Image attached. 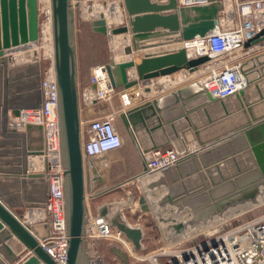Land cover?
Returning <instances> with one entry per match:
<instances>
[{
    "label": "water",
    "instance_id": "1",
    "mask_svg": "<svg viewBox=\"0 0 264 264\" xmlns=\"http://www.w3.org/2000/svg\"><path fill=\"white\" fill-rule=\"evenodd\" d=\"M81 0H50L51 5V39H52V67L58 90V119L60 127L61 158L65 168L64 172V203L66 216V230L68 236L67 259L65 264H89L84 240L85 195L94 194L104 181L98 172L93 159L83 158L81 151L80 128V100L77 88V62L75 48V17L74 8ZM219 0H206L208 6H195L191 8H178L177 0H168L166 4H156L151 0H122L121 6L127 13L124 24L118 27L107 25L103 14L90 21L91 30L102 35L119 36L132 34V47H124L119 59L115 62V71L118 81L110 65H106L109 81L114 89H128L139 81L147 82L154 78L171 76L179 72L195 73L198 68L211 61L207 57L187 60L185 52L179 50L156 58L144 57L140 63L130 58L135 42H141L157 30L168 34H177L182 41H188L196 36H204L217 24ZM192 13V16L190 14ZM39 39V13L36 0H0V264H14L18 255L11 249V239H16L23 247V254L29 256L20 264H56L43 250L40 242L50 236L48 222H26L18 216L13 208L26 210L45 207L47 200V163L43 161V171L30 172L28 158L41 156L44 151L43 127L40 124L25 123L22 130L11 126L8 112L17 117L21 110L39 109L42 105L40 92L41 63L34 59L20 64H14L13 55L36 44ZM264 42V28L243 44L244 48L262 45ZM136 74V79H129V73ZM92 90L95 89L93 84ZM146 91V90H145ZM195 92L202 96L194 104L198 114L206 118L205 126L198 128L190 123L180 133L185 145L193 143L196 149L188 152L179 149L174 143L171 148L181 156L180 162L186 159L198 160L206 149L215 147L226 141H239L241 147L228 156L213 162L210 168L215 169L221 182L226 178L222 175L220 167L232 162L236 174L242 173L237 162L241 155H247L252 166L256 167V175L236 187L212 196L214 201L209 210L218 213L227 201L253 200L258 183L264 179V115L256 116V104H250L240 91L235 95L239 101V111L236 113L244 117L237 127L231 129L222 138L205 143L198 139L199 129L211 128L217 121L209 117L207 110L199 111L200 102H208L219 106L225 117L232 118L225 108V102L211 99L204 93L197 83ZM262 100V99H261ZM193 107V108H194ZM246 108V109H244ZM195 111V112H196ZM233 116V115H232ZM125 130L130 128L128 112L120 117ZM225 119V120H226ZM219 121V120H218ZM220 123V122H217ZM208 126V127H207ZM207 127V128H206ZM196 131L193 134L192 131ZM200 131V130H199ZM216 145V146H215ZM211 152L213 149L210 150ZM207 153V151H206ZM205 154V152H204ZM143 163V162H142ZM12 166L3 168L4 166ZM143 170L145 166L143 163ZM139 178V177H138ZM211 186H219L209 175ZM12 184L15 191L4 192L2 184ZM166 183L163 179L158 184ZM124 183H122L123 185ZM156 186V185H155ZM151 188L154 186H150ZM187 194V189L183 188ZM15 193V194H13ZM188 195V194H187ZM138 204L143 211H147L145 199L140 197ZM99 216L109 218L112 228L120 232L131 244L134 251L142 250L143 231L138 226L126 222L119 210L109 215L107 206L98 212ZM125 262V257L122 256Z\"/></svg>",
    "mask_w": 264,
    "mask_h": 264
},
{
    "label": "built area",
    "instance_id": "2",
    "mask_svg": "<svg viewBox=\"0 0 264 264\" xmlns=\"http://www.w3.org/2000/svg\"><path fill=\"white\" fill-rule=\"evenodd\" d=\"M36 1L39 19L45 21L49 17L51 22L50 0H45V7L41 0ZM151 1L156 4L168 2V0ZM177 4L178 8L187 9L209 5L206 0H177ZM217 4L219 11L214 28L202 37L196 36L188 41L181 40V48L176 52L183 50L187 60L209 58L211 61L198 68L203 77L197 83L211 99L226 101L234 98L245 88L247 80H250L253 75L251 72L255 71L259 65L249 61L250 59L241 61L242 56H239L238 52L244 49L243 44L246 41L264 28V0L258 2L219 0ZM157 31L141 42L136 41L132 53H136L140 48L146 51L150 46L162 41L155 42V39L161 38L162 35H169L166 31L162 30L163 34ZM263 50L264 42L262 45L247 48L245 54L257 51L259 53ZM162 53L164 54V51L144 54L145 57L156 58ZM47 57L48 66L41 74V108L21 110L17 117H12L11 126L17 130H22L25 123L40 124L43 127L45 147L40 156L42 163L37 171H43V161L46 160L48 189L45 207L36 209L39 216L35 222L49 223L50 236L40 244L56 264H65L68 248L64 203L65 168L60 147L58 90L52 67V56ZM114 62L116 59L112 58L111 62L95 67L91 76V83L94 84L95 89L84 88L79 94L81 151L84 159L94 160L108 152L118 150L123 145V139L115 124L116 119L120 114L129 112L144 100L143 89L146 82L139 81L128 89L121 88L118 91L111 86L106 65ZM114 99L117 100V104L113 103ZM95 104L110 105V111L100 117L81 119L84 111ZM140 159L144 163L145 170H142L138 177L144 179L174 168L180 162L181 156L177 155L172 148L164 150L157 148L141 152ZM86 199L85 195V201ZM113 239L130 246V243L123 239V235L112 228L108 217L93 215L89 209L85 208L84 240L89 264H95L97 260L103 264L97 242ZM145 259L149 264H264V214L238 225L221 227L204 240L185 248H164L159 252L148 254Z\"/></svg>",
    "mask_w": 264,
    "mask_h": 264
},
{
    "label": "rangeland",
    "instance_id": "3",
    "mask_svg": "<svg viewBox=\"0 0 264 264\" xmlns=\"http://www.w3.org/2000/svg\"><path fill=\"white\" fill-rule=\"evenodd\" d=\"M75 1L76 0H72V2ZM121 4H122V0H81L78 4V7L74 8V17H75L74 43L76 48L77 71L81 76H83V78L87 75H90L89 78L90 80H92L91 76L93 69L95 67L99 65H103L107 62H111L112 58H115L117 52L116 50L121 49V47L123 46V45L120 46V43H122L121 42L122 38L128 40V44H129L128 46L132 47L131 33L123 34L121 38L118 37L120 41L117 42L116 47L118 48H116L113 42L111 41L110 35L108 36V35L95 33L91 30V27L89 25L90 21L95 18H98L99 14H103L104 18L106 19L104 12L107 10V8L109 7L111 8V6H116V9L120 13V19L119 21L111 25L112 27L121 26L122 24L125 23L127 18V13L124 10V8L121 6ZM43 22L44 21H42V19H39L40 27L43 24ZM40 27H39L40 33H39V39L37 45L35 49L34 48L32 49L31 51L32 55L29 58L34 59L33 54L36 53L37 58L39 57L41 61V67L45 69L48 66L49 60L47 57L48 56L47 53H45L44 49L41 48L42 40H41ZM124 47L127 46L125 45ZM244 49L245 50L238 52V55L242 56L240 60L243 62H245L247 59H250L249 61H254V63L257 65L260 62V60L264 57V50L259 53L257 51V52H248L247 54H245L247 48ZM25 50L27 51L29 50V48H26ZM176 50L177 49H175L171 43H168V41H164V42L160 41L154 44L153 46L147 48L146 51L141 48L138 49L136 51L138 55L137 62L140 63V61L145 57L144 54L145 52L166 51L165 54H168V53H174L176 52ZM253 71L251 72L253 75L250 78L249 89L245 91L244 97L250 104L257 103L256 109H259L261 107H264V62L262 64L257 65V68H255L254 72ZM116 75L118 76L117 73ZM202 77H203L202 73L196 75V79L194 82H196L197 84L198 80H200ZM191 84L192 83H190V81H182L180 85L176 86L173 89H177V88L179 89V87L180 88L183 87L184 89H182V92L193 91L196 89V88L194 89L195 84H193V87ZM113 103L117 104V100L114 99ZM194 104H196V102ZM194 104L191 106V111H196ZM225 108L232 118L230 119L223 118L222 121L221 117H225L224 112L219 106H216L213 109V112L214 115L216 116V118L214 119H216L217 121L211 127V131H210L211 136L209 135L210 141L208 140L207 143L214 141L215 138H222L227 133H229L231 129L237 127V125L240 122H244V117L241 114H238L236 116V113H238V111L240 110L239 101L236 98H231L230 100H227L225 102ZM198 109H203V108L200 105ZM123 128L121 127L120 129L124 132ZM230 145L232 146V149H235L234 152L241 147L239 141L230 142ZM221 148L225 149V144H222ZM121 157L122 154L118 152H112L111 154H109L110 161H119L121 160ZM129 157L132 158L131 160L134 159L133 154L129 155ZM237 162L240 167V170L242 171V173L238 175V182H237V177L233 176L234 174H236V170L232 162L230 161L224 163L220 167V171L222 175L224 176V178H226V180L223 183L221 182L219 175L217 174L215 169H211L212 174H214L213 175L214 181L220 183V185L213 187L211 186L209 178L206 180H202L198 178V176H196L197 190L193 191L194 194L193 193L188 194L187 197L189 198L184 197L183 198L184 201L181 200L182 199L181 196L183 195L184 191L179 181H177L175 185H171V184L166 185L164 183L161 185L158 184L157 182L151 183V181H148V178L147 179L145 178L144 181L146 182H143L142 179L140 180V178L136 176L134 178H129V180L123 182L124 184L120 185V187L114 190L112 194L114 193L120 194L124 198L123 204L125 206H123L122 212H120V214L124 218V220L128 222L130 225L138 226L142 229L144 233V239L142 241L143 247L141 251L136 252L132 248L131 244L130 246L129 244L126 246L121 241L114 239L106 241L102 243V245L100 246L101 258L103 264H125L122 259V256L125 257L126 264H149L148 260L145 258L150 253L159 252L164 248H170V249L185 248L187 246L194 244L195 242L204 240L207 236L212 235L217 229L221 227L228 228L233 225H238L241 224L242 222H245L247 220H250L252 218L264 214V189H263L262 190L263 192H261V194H259L258 196L260 197V199L263 197V199L261 202L256 203L254 207L234 217H231L230 219L228 218L223 221H215L216 219L211 220V218L214 216V215H210L212 214V212L208 208L209 205L212 204L211 197L212 196L215 197L220 192H223L224 190H228L231 187H236L237 185L236 183L242 184V182L250 178H253L256 175L257 168H253L247 155H241L240 157H238ZM94 164L96 166L97 163L94 161ZM137 166L138 164H135L134 161H132V163L130 162L129 164H125L123 168L112 170L115 173L114 176L116 178V181H121L122 179H126V177H129L132 173H134ZM183 183L185 185H188L186 183L189 182L184 181ZM150 186H154V187L151 188ZM202 187L205 190L204 192L199 191V189H201ZM195 194L196 196H194ZM140 197H143L145 199V204L148 208L147 211H143L140 205L138 204V199ZM201 201L203 202L205 201V202L203 203ZM175 202L178 203L181 202L180 204L182 207L176 205L177 203ZM188 204H190L191 206ZM191 210H193V214L192 217H190L189 219L190 213H192ZM193 218L195 219L194 221H197V223L200 224L196 226V229L193 230L192 234L190 233V236H188L187 238L183 237L182 239L181 237H179L180 234L182 235L184 230L189 228L191 229V227H193L192 225V223L194 222L192 221ZM175 219H177L178 222H176ZM207 219L208 222L202 224V222L206 221ZM174 223H177V226L175 228L172 227ZM208 224L211 225L210 228H207ZM177 236L179 238H177ZM123 239H125L124 236ZM95 264H100V261L97 260Z\"/></svg>",
    "mask_w": 264,
    "mask_h": 264
},
{
    "label": "crops",
    "instance_id": "4",
    "mask_svg": "<svg viewBox=\"0 0 264 264\" xmlns=\"http://www.w3.org/2000/svg\"><path fill=\"white\" fill-rule=\"evenodd\" d=\"M251 1L258 2L260 0H251ZM157 32H161V34H163L162 30H159ZM120 36L122 35H119V37ZM167 38L168 35L167 36L162 35L160 39L159 38L155 39V41L156 40L166 41ZM124 39L125 38H122L121 41H123ZM123 43H121L120 46L123 45ZM174 45L175 44H172V46ZM123 48L124 46H122L121 49H119L118 51H121ZM29 50L27 51L22 50L15 53V55H13L14 56L13 61L15 62L14 64H20L22 62L24 63L26 61L32 60L29 58L32 55L31 54L32 50L30 51ZM153 52L156 53V51ZM165 52L166 51H164V54ZM136 55L137 53L133 52L130 55V57L131 59L135 60V62L137 63L138 55L137 57ZM37 60L40 61L39 57L37 58ZM41 69L42 71L44 70L43 67H41ZM200 73H201L200 70H198L196 74H192V75H189L185 72H179L171 76L158 77L147 81L146 86L143 89L144 100L138 106H136L135 108H133L128 112L130 117L129 119L130 128L128 129V131L125 130V128H123L124 126H122L123 125L122 120L120 119L122 114L119 115V117L115 121V124L118 128L119 134L123 139V145L118 150L113 152L121 153L122 157L121 160L119 161H110L109 154H111L112 152H108L103 156L94 159V161L97 163L96 168L100 173L104 181V184L97 191H95L94 194L86 193L87 199L85 201V208L89 209L93 215L98 214V212L102 210L103 206H107L109 215L115 214L118 210L119 212H122V208L123 206H125L123 204L124 198L120 194H115V193L112 194V193L114 190L120 187V185H122L123 182L129 180V178H134L136 176H139V174L142 172L143 163L140 159L141 152H145L157 148L162 150L171 148L170 144L172 143H174L181 150L186 148L188 152H191L192 148L193 150L196 149V146L193 143L189 145H185L182 142L180 133L186 129L189 123L191 125H196L198 128L205 126L206 123L205 116L204 115L200 116L198 114V111L196 112L191 111V106L195 102L200 101V98L202 96L200 93L195 92L196 83L194 82L196 79V75H199ZM129 75H130L129 79L133 80L134 79L133 76L135 77V73L130 72ZM89 77L90 75H87L83 78V76H81L77 71V88L79 94L84 88H92L93 84L91 83ZM182 81H190V83H192L191 84L192 87L193 84H195L194 87L195 90L193 91L188 90L189 92H182V89H184L183 87L181 88L179 87V89L178 88L173 89L176 86L180 85ZM119 89L121 88H118L117 91ZM200 105L202 106L203 109L207 110L209 117L215 120L214 118H216V116L214 115L213 109L216 106L208 102H204V103L200 102ZM200 110L202 109H199V111ZM257 110L258 111H256L255 113L256 116L259 117L264 115V107H261ZM108 111H110L108 105L95 104L91 108H87L86 111H84V114H82L81 119L88 120L93 117H100L101 115L105 114ZM8 116L9 119H12V115L10 114V112H8ZM121 127L124 129V132L120 129ZM199 130L197 131L198 139L207 143L209 137L211 136V132H210L211 128H207L206 130L205 129H199ZM192 132L193 134L196 133V131L194 130ZM0 140L3 139L0 138ZM225 143L226 141L217 145L220 146L217 150H214L215 147L206 149L204 151L205 154L203 152L202 157L199 158L197 161L194 159H186L183 162H179L174 168L152 175L151 177H153V179H151V183H155L157 181L159 182L160 180L163 179L164 181H166V183L164 184L175 185L176 182L179 181L182 186V189L185 186V188L189 193H193V191L196 190V176H198V178L202 180L208 179L209 175L213 177L214 174H212V170H211L212 168H210V165L213 162L220 160L222 157L234 153L235 149H232V146H230L229 148L225 147V149L221 148L222 144ZM211 149H213L212 152L210 151ZM132 154L135 160L134 159L131 160L132 158L129 157V155ZM28 160L30 162V164L28 165V169L30 170V172L37 171L38 169L36 170L31 168V162L34 161L35 159L32 160L28 158ZM132 161H134L135 164H138L134 173H132L129 177H126V179H122L121 181H116V178L114 176L115 173L112 170L123 168L125 164H129L130 162L132 163ZM10 167L12 166L5 165L3 168H10ZM184 181L189 182L186 183L188 185H185L183 183ZM2 189L4 192H11L13 190L15 191L14 186L12 184H7V183L2 184ZM13 211L18 216H22L23 220L25 221L27 220L26 221L27 223L35 222L39 216V212L36 209L26 210L25 208L23 209L13 208ZM143 239H144V233H143ZM104 242L106 241L97 242V247L100 254H101L100 246ZM9 245L11 249L14 251V253L19 256L18 260L14 264H20L29 256L28 254L21 255L23 252V247L17 242L16 239L14 238L11 239Z\"/></svg>",
    "mask_w": 264,
    "mask_h": 264
},
{
    "label": "bare ground",
    "instance_id": "5",
    "mask_svg": "<svg viewBox=\"0 0 264 264\" xmlns=\"http://www.w3.org/2000/svg\"><path fill=\"white\" fill-rule=\"evenodd\" d=\"M42 1V5L45 7L46 6V2H45V0H41ZM115 5V4H114ZM110 8V7H109ZM109 8H107V10L104 12V14H105V17H106V21H107V23H108V25H111V24H114L115 22H117V21H119V19H120V13H119V11L116 9V6H111V8L109 9ZM103 11V10H102ZM190 14V13H189ZM190 16H192V13L190 14ZM40 29H41V40H42V45H41V48L42 49H44V51H45V53H47V55H49V56H52V41H51V22H50V18L49 17H47V19L43 22V24L41 25V27H40ZM110 35V34H109ZM118 37L119 36H113V35H110V38H111V41L113 42V44L115 45V47H116V44H117V42L118 41H120L119 39H118ZM120 37H122V36H120ZM119 37V38H120ZM160 39V38H159ZM125 40V39H124ZM123 40V41H124ZM123 41H121L122 43H123ZM166 41H168V43H171V44H175L174 46V48L175 49H180L181 48V43H182V41H181V39L179 38V35H177V34H170V35H168V38H167V40ZM111 42V43H112ZM119 44V43H118ZM121 44V43H120ZM36 45H37V43L36 44H33L32 45V47H30V50H32L33 48L35 49V47H36ZM128 46L129 44H128V40H125L124 41V43H123V46ZM118 46V45H117ZM116 48H118V47H116ZM117 52H116V55H115V59H116V61L119 59V57H120V55H121V52L119 51L118 52V50H116ZM131 58V57H130ZM264 62V57L260 60V62L258 63V64H262ZM115 62L114 63H112L111 65H110V67H111V69H112V72H113V75H114V79L116 80V82H117V80L119 79L118 78V76L116 75V69H115ZM116 76H117V79H116ZM130 76V75H129ZM133 76V75H132ZM133 78H135L134 76H133ZM250 80H247V82H246V86H245V88L244 89H242L241 91L245 94V91L247 90V89H249V85H250ZM245 96V95H244ZM230 100V99H229ZM256 111H258L257 109L255 110V113H256ZM133 127V126H132ZM134 128V127H133ZM133 133H134V131H133ZM193 150V148L191 149V151ZM32 160H34V161H32L31 162V168L32 169H39L40 168V166H41V163H42V161H41V157L40 156H37V157H34V158H31ZM31 161V160H30ZM253 168H256V167H254L253 166ZM253 168H251V169H253ZM145 178H147V177H145ZM144 178V179H145ZM144 179H143V182H146V181H144ZM151 179H153V177H149L148 178V180H150L151 181ZM140 180H141V178H140ZM154 181V180H153ZM152 181V182H153ZM158 182V181H157ZM149 186V185H148ZM197 186V185H196ZM201 186V185H200ZM204 187H205V185H204ZM227 187H229V186H227ZM264 187V179H263V181L262 182H260V183H258V186L256 187V191H255V195H254V199L253 200H236V199H232L231 201H227L225 204H224V207L222 208V210L220 211V212H218V213H212V214H210V215H214L212 218H211V220L212 219H216L215 221H223V220H226V219H230L231 217H234V216H236V215H238V214H240V213H242V212H244V211H246V210H248V209H250V208H252V207H254L255 205H256V203H258V202H261L262 201V199H263V197L260 199V197H258L259 196V194H261V192H263L262 190L264 189L263 188ZM202 189V190H201ZM201 189H199V191H201V192H204L205 190H204V188L202 187ZM225 189V188H224ZM196 190H197V188H196ZM187 192V194H190L188 191H186ZM200 192V193H201ZM206 192H207V190H206ZM217 192H218V190H217ZM187 194L186 193H184L183 192V195L181 196L182 197V201H184L183 200V198L184 197H187ZM194 194V193H193ZM194 196H196V194L194 195ZM187 198H189V197H187ZM191 198V197H190ZM196 198V197H195ZM193 200V199H192ZM195 200H197V199H195ZM201 202H203V201H201ZM205 202V201H204ZM203 202V203H204ZM175 203H177L176 205H179V207L181 206V202L180 203H178V202H175ZM195 203V202H194ZM211 205H209V206H212L213 204H214V201L213 200H211ZM191 204H193V203H191ZM200 204V203H199ZM186 205V204H185ZM188 205H190V204H188ZM197 205V204H196ZM191 206V205H190ZM193 206V205H192ZM182 207V206H181ZM184 208V207H183ZM114 209V208H113ZM193 209V208H192ZM194 210V209H193ZM193 210H191V212L192 213H190V216H189V219H190V217H192V214H193ZM116 211V210H115ZM178 211V210H177ZM196 213V212H195ZM198 216V215H197ZM176 220V222H178V220L177 219H175ZM185 220V219H184ZM195 219L193 218V220L192 221H194ZM187 222V221H186ZM208 222V219L206 220V221H204V222H202V224L203 223H207ZM198 224H200V223H197V221H194L193 223H192V225H193V227H191V229L189 228V229H186V230H184L183 231V233H182V235L180 234V236L179 237H181L182 239H183V237L185 238H187L188 236H190V233L192 234L193 233V230H195L196 229V226L198 225ZM177 226V223H174L173 224V228H175ZM171 227V228H172ZM211 227V225L210 224H208L207 225V228H210ZM168 230V229H167ZM173 230V229H172ZM182 231V230H181ZM178 236H177V238H179ZM171 238V237H170ZM173 239H175V238H173ZM175 241V240H174ZM178 241V240H177ZM171 242H172V240H171Z\"/></svg>",
    "mask_w": 264,
    "mask_h": 264
}]
</instances>
